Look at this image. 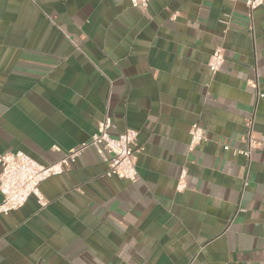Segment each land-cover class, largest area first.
<instances>
[{
  "label": "crops",
  "instance_id": "crops-1",
  "mask_svg": "<svg viewBox=\"0 0 264 264\" xmlns=\"http://www.w3.org/2000/svg\"><path fill=\"white\" fill-rule=\"evenodd\" d=\"M105 116L112 137L137 132V181L86 148L39 185L46 207L0 216V264H264V8L0 0V155L51 164ZM248 120L249 162L234 152ZM193 124L206 140L190 152Z\"/></svg>",
  "mask_w": 264,
  "mask_h": 264
},
{
  "label": "built area",
  "instance_id": "built-area-1",
  "mask_svg": "<svg viewBox=\"0 0 264 264\" xmlns=\"http://www.w3.org/2000/svg\"><path fill=\"white\" fill-rule=\"evenodd\" d=\"M132 7L146 10L151 2L155 0H127ZM236 1V0H229ZM244 5L248 12V17L258 8H264V0H244ZM224 62V50L222 47H216L211 53L207 69L210 76H214L222 67ZM250 88L256 91L257 97L258 85L255 80L248 82ZM247 129L244 138L245 148L235 150L234 152L250 160L251 152L256 148L257 143L251 136L252 120L245 124ZM113 128V123L108 116H105L97 124L96 131L91 135L87 142L67 150L64 155L48 165H42L22 151L8 152L0 155V216L8 215L10 212L17 211L24 206L29 197H34L41 208L47 206L48 201L42 195L39 185L55 176L63 174L69 167V164L86 149L93 148L100 158L107 163V169L104 173L106 177H116L130 182H136L138 178L136 170L137 153L141 148H136L137 132L126 128L122 133L115 137L109 134ZM188 151H193L196 146L206 140L203 130L197 125H191L189 129ZM57 151V146H52ZM224 150L229 148L225 146ZM186 172L182 170L179 175L176 190L183 191L185 185Z\"/></svg>",
  "mask_w": 264,
  "mask_h": 264
}]
</instances>
